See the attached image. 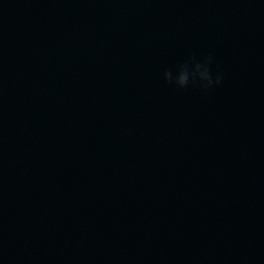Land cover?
I'll use <instances>...</instances> for the list:
<instances>
[{
  "label": "water",
  "instance_id": "1",
  "mask_svg": "<svg viewBox=\"0 0 264 264\" xmlns=\"http://www.w3.org/2000/svg\"><path fill=\"white\" fill-rule=\"evenodd\" d=\"M0 264H264V0H0Z\"/></svg>",
  "mask_w": 264,
  "mask_h": 264
},
{
  "label": "clouds",
  "instance_id": "2",
  "mask_svg": "<svg viewBox=\"0 0 264 264\" xmlns=\"http://www.w3.org/2000/svg\"><path fill=\"white\" fill-rule=\"evenodd\" d=\"M212 63L213 57L211 55L205 57L203 62L197 61L196 57L192 56L188 61L179 66L178 74L175 77L172 71L165 70L163 73L164 80L167 84H174L181 90L188 88L190 82L193 85L198 84L200 89L204 93H207L212 88L220 85L223 80L222 73H218L213 77L211 70Z\"/></svg>",
  "mask_w": 264,
  "mask_h": 264
}]
</instances>
